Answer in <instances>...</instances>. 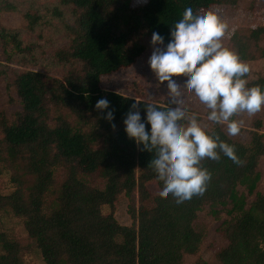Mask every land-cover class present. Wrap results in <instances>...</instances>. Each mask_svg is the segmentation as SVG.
Masks as SVG:
<instances>
[{
  "label": "trees",
  "instance_id": "16d2710c",
  "mask_svg": "<svg viewBox=\"0 0 264 264\" xmlns=\"http://www.w3.org/2000/svg\"><path fill=\"white\" fill-rule=\"evenodd\" d=\"M256 1L252 0V7ZM61 2L72 7L74 21L69 46L56 57L59 62H79L82 72L58 78L30 69L14 79L21 111L13 121L1 122L3 141L8 160L23 165L33 182L25 190L0 194V210L23 219L44 264H182L183 257L196 254L203 241V233L194 227L198 212L205 206L231 205L229 218L219 228L226 243L215 252L217 264H264V195L256 192L257 168L264 156L261 122L255 123L256 130L245 143L217 125L220 138L235 146L243 163L234 164L223 154L219 161L205 159L202 166L211 172L206 191L176 204L171 195H158L162 181L148 163L153 153L141 151L123 130L122 119L135 97L101 86L103 76L131 67L142 55L145 46L140 36L157 32L167 43L171 25L186 7L207 10L234 6L238 0ZM16 9L13 0H0V41L26 55L31 48L23 45L17 30L1 22L2 13ZM52 12L60 14L56 8ZM23 19L33 29L41 16L26 11ZM250 27L245 34L230 37L229 48L244 62L254 59L252 51L264 38V25ZM246 78L250 85L264 88V77L250 79L247 74ZM100 98L110 102L113 120L104 119L107 109L94 108ZM138 108L143 119V104ZM52 109H67L78 123L52 115ZM87 124L93 131H84ZM59 169L63 179L53 199L47 200ZM92 175L103 180L102 187L88 183L86 178ZM239 187L245 192L240 193ZM135 192L136 203L128 207L132 224L121 225L113 214L115 202L119 195L130 198ZM248 195H254L249 204ZM105 207L111 210L105 213ZM0 264H23L20 244L4 232H0Z\"/></svg>",
  "mask_w": 264,
  "mask_h": 264
},
{
  "label": "clouds",
  "instance_id": "9594fccd",
  "mask_svg": "<svg viewBox=\"0 0 264 264\" xmlns=\"http://www.w3.org/2000/svg\"><path fill=\"white\" fill-rule=\"evenodd\" d=\"M227 29L214 12L186 7L171 25L167 43L152 32L147 64L158 84L166 82L167 102L161 105L134 98L122 119L126 136L141 151L153 153L148 163L162 181L158 195H171L176 204L206 191L211 172L202 166L205 159L219 161L223 154L234 164L243 163L235 146L220 138L216 126L225 125L227 134L235 136L242 125L234 118L237 114L254 115L264 108V88L249 84V65L223 41ZM186 91L205 109L203 117L186 102ZM109 105L106 98H100L94 108L107 109L104 119L111 121L114 113Z\"/></svg>",
  "mask_w": 264,
  "mask_h": 264
},
{
  "label": "rangeland",
  "instance_id": "374dc122",
  "mask_svg": "<svg viewBox=\"0 0 264 264\" xmlns=\"http://www.w3.org/2000/svg\"><path fill=\"white\" fill-rule=\"evenodd\" d=\"M13 1L17 4V9L2 13L1 22L6 28L17 30L23 45L30 47L31 51H26V55L17 54L10 45H4L0 41V194H8L18 188L25 190L33 182V177L26 174L23 165L8 160L1 129L3 120L11 122L14 120L16 113L21 111L20 99L13 83L16 76L30 69L58 78L82 72V65L79 62H59L56 57L58 51L67 49L69 46L71 36L69 32L74 21L72 7L62 4L61 0ZM145 1L133 0V3L141 4ZM238 2L234 6L219 5L207 8L227 23L228 29L223 37L227 47L231 46L230 37L233 33L245 34L247 29L251 28L250 26L264 25V0H257L253 7L252 0H238ZM54 8L60 14H54L52 12ZM26 11L41 16L38 24L33 29L28 28L23 19V13ZM150 37L145 34L140 36L139 42L145 46V51L131 67L103 76L101 78L102 88L136 99H146L160 103L167 102V98H164L166 93L164 85L166 82L158 84L147 64L152 50L149 44ZM257 46L252 51L254 59L246 61L250 68L248 73L250 79L264 77V57L261 55V51H264V38L259 41ZM179 79L182 81L183 77ZM185 97L190 107L200 112L203 117L205 109L195 96L186 91ZM57 113L64 116L72 125L78 123V120L67 109H52V115ZM234 118L242 121V125L237 135L230 136L232 139L247 142L250 139L251 132L256 130L255 123L257 121L261 122V132H264V108L254 115L239 113ZM201 122L208 123L203 119ZM220 126L227 133L226 126ZM83 129L85 132L93 131L92 126L88 124L83 126ZM98 146L99 142L94 144V147ZM257 171L259 181L256 192L264 195V156L259 160ZM62 179L63 171L59 169L53 186L54 191L50 192L51 194L48 195L47 200L53 199ZM86 180L93 186H103V180L97 175L88 176ZM150 187L154 191L156 190L155 186L151 185ZM238 190L240 193L245 192L243 187H239ZM253 199L254 195H248V204ZM136 200V192L130 198L124 194L118 196L113 214L121 225L130 226L132 224L128 207L136 203ZM230 207L231 205L214 208L205 206L198 212L194 227L203 233V241L196 254L183 257L182 264H193L198 260H205L209 264H217L215 252L226 243L219 228L222 222L229 218L228 209ZM110 210L107 207L103 209L105 213ZM0 232H4L9 238L20 244L23 264H44L39 251L24 230L23 219L15 216L8 209L0 210Z\"/></svg>",
  "mask_w": 264,
  "mask_h": 264
}]
</instances>
